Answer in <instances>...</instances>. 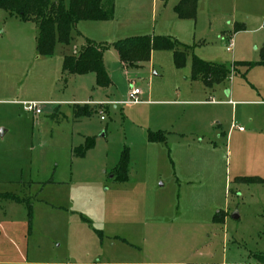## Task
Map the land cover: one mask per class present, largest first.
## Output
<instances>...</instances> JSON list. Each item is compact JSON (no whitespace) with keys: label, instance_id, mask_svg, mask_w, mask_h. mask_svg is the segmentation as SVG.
Returning a JSON list of instances; mask_svg holds the SVG:
<instances>
[{"label":"rangeland","instance_id":"rangeland-1","mask_svg":"<svg viewBox=\"0 0 264 264\" xmlns=\"http://www.w3.org/2000/svg\"><path fill=\"white\" fill-rule=\"evenodd\" d=\"M173 1L135 0L129 10L119 2L113 22L121 28L110 41L168 36L187 48L184 67H175L169 50L127 67L110 48L111 84L102 89L93 77L73 79L59 67L91 21H79L67 45L56 42L52 55L40 57L34 23L13 21L31 38L8 49L12 21L0 11V35L7 27L0 39V192L19 199H0V264L263 262L264 184L235 177H264V0H198L195 18L182 20ZM237 25L244 30L235 32ZM192 55L230 74L208 88L191 79ZM81 88L111 102L75 119L72 105L57 101ZM133 88L144 102L117 104ZM32 101L40 114L24 109ZM158 130L170 132L166 143L147 140ZM86 137L94 147L73 157ZM124 147L128 180L117 181L110 171ZM217 211L225 212L223 222H213Z\"/></svg>","mask_w":264,"mask_h":264},{"label":"trees","instance_id":"trees-1","mask_svg":"<svg viewBox=\"0 0 264 264\" xmlns=\"http://www.w3.org/2000/svg\"><path fill=\"white\" fill-rule=\"evenodd\" d=\"M103 0H69L66 8L63 0H0V11H6L21 21H32L37 25L36 53L38 56H50L56 42L67 45L76 24L82 20L107 21L112 18V3L108 9L102 6ZM198 0H179L173 11L179 19H194ZM244 27L237 25L234 31H243ZM113 48L124 66H135L150 60L152 51H172L176 68H183L186 61V47L168 36H135L108 43H97L83 38V46L76 55H65L62 61V72L68 75H95V84L107 88L111 84L110 76L103 61V52ZM251 66L252 63L234 62L233 65ZM230 74L223 65L201 60L192 55L191 79H200L208 88L219 84ZM72 115L75 119L89 117L96 105L73 104ZM57 113V112H56ZM149 142H165L166 133L163 131H148ZM94 147V138L86 137L85 142L72 149L73 157H84L88 150ZM129 148L124 147L116 166L110 171L112 178L117 181L128 180ZM239 182L248 184H264V178L246 176L236 178ZM17 199L14 196H9ZM30 215V211L28 213ZM224 214L217 211L213 222H223ZM264 262V256H258ZM185 264H217V263H185Z\"/></svg>","mask_w":264,"mask_h":264},{"label":"crops","instance_id":"crops-1","mask_svg":"<svg viewBox=\"0 0 264 264\" xmlns=\"http://www.w3.org/2000/svg\"><path fill=\"white\" fill-rule=\"evenodd\" d=\"M123 0H119V2H122ZM127 5V10H129V8L133 7L135 5V0H124ZM137 1V0H136ZM179 0H174L173 1V7L178 3ZM119 2L117 0H103L102 2V6L104 9H108L109 6H110V3H112V7H113V13L114 15L117 13V10H118V4ZM121 5V3H120ZM120 7V6H119ZM154 12V10H153ZM176 15V14H175ZM7 16L6 17L7 19H9L8 21H12V22H7L9 23V27H8V30H7V27H5V25L3 26V29H2V34L0 35V39L3 37V35L5 34V32L9 31V38H8V41L6 42L7 46H8V49L9 50H16L15 48L19 45V46H23L24 45V41L25 39L26 40H30L29 38H31V36L29 37V35H27L25 33V28L23 29L22 26H19L20 24H17L18 22H13V21H19V23H34L32 21H21L19 20L16 16L14 15H10L8 12H7ZM177 17V16H176ZM178 18V17H177ZM179 19V18H178ZM182 20V19H181ZM114 19H113V15H112V18L110 20H107V21H91L92 24H89V25H83L82 28H87L88 31H91L93 30L94 33L90 34V33H87L88 31H84V29L80 28V32H84V34L86 36H83V38H87V39H90V40H93L97 43H102V42H110L112 43L110 40H114L115 38H118V37H115L117 35H115L116 33H118L119 29L121 28V23L117 24L115 22H113ZM78 23V22H77ZM164 23V22H163ZM7 25V24H6ZM35 25V28L37 29V25L36 23H34ZM77 25V24H76ZM15 27H17L18 29H14ZM81 27V26H80ZM134 29L136 28V26H133ZM137 27H140V24H137ZM76 28V27H75ZM7 31H6V30ZM27 29V28H26ZM126 29V28H124ZM33 30V28H32ZM160 32H162V34H168L167 32L163 31V30H166L165 29V26L162 25L160 27ZM30 31H31V28H30ZM78 32V31H77ZM164 32V33H163ZM176 34V33H175ZM176 36V35H175ZM82 38V40H83ZM34 39V47L33 49H35L36 51V37H33L32 35V40ZM17 40V41H16ZM5 44V45H6ZM109 44V43H108ZM83 46V41L79 44V46L77 47H74V49L71 51V52H68L67 54H61L59 56V67L61 69V72H62V61H63V58L65 55H76L80 49L82 48ZM198 47V46H197ZM23 48V47H22ZM31 48H32V45L30 43V45L28 46V49H23L24 51L26 50L29 53H31ZM111 47L107 48L104 52H103V61H104V64H105V67L107 69V65L105 63V53H111L109 51ZM116 52V51H115ZM172 52V51H171ZM154 53H155V50L151 52V56H150V60H149V63H153L154 61ZM116 55H117V58H118V54L116 52ZM42 57V56H40ZM12 59H14V61H20L21 58L19 57H11ZM29 58V56H28ZM119 60V58H118ZM120 62V60H119ZM57 63V62H56ZM121 63V62H120ZM122 64V63H121ZM123 65V64H122ZM57 66V65H56ZM108 71V70H107ZM92 75V76H91ZM71 77H75L73 79H82V78H85V77H93L91 78L92 80L94 79L95 80V75L93 73H89V74H86V75H71ZM97 87V86H96ZM98 88V87H97ZM100 89V87L98 88ZM102 89V88H101ZM94 91H100V90H94ZM86 89L85 88H81L80 90H74L73 91V94H71L66 100L64 101H57V102H64V103H67L69 105H73V104H89V105H96L98 103H110L111 101H107L104 99H97V98H93V96L90 97V95H86ZM34 102V101H32ZM120 102V101H119ZM141 102H144L143 100L141 101L140 100V103ZM227 102V101H226ZM229 102V101H228ZM36 103V102H35ZM139 104V103H137ZM97 106V105H96ZM72 107V106H71ZM220 126V125H219ZM160 131H163L166 133V141H167V135L170 134V132L168 131H165V130H160ZM224 133H222L223 135ZM224 139V138H222ZM165 141V143H166ZM202 140H199L198 143H201ZM214 142V141H213ZM151 143H156V142H151ZM216 144V142H214ZM214 144V145H215ZM213 150L216 149L215 146H213L212 148ZM205 164H210V162H205ZM238 177H242V176H237L235 178H238ZM259 177V176H257ZM260 178H264V177H260ZM12 196V195H10ZM15 197V196H14ZM1 198H10L8 196V194L6 193H2L0 192V199ZM16 198V197H15ZM12 199V198H11ZM16 200L15 202H18L19 199H12V201ZM224 214V218H223V221L225 219V212H223ZM215 215V214H214ZM214 215L212 216V220H213V217ZM25 251L23 250H18V254L20 255V257L22 258H25L24 256L28 255V252H27V249H24ZM91 264H130V263H127V262H122V261H115L113 259L109 260H104L102 261L101 263H91ZM222 264H227V263H222Z\"/></svg>","mask_w":264,"mask_h":264},{"label":"built area","instance_id":"built-area-1","mask_svg":"<svg viewBox=\"0 0 264 264\" xmlns=\"http://www.w3.org/2000/svg\"><path fill=\"white\" fill-rule=\"evenodd\" d=\"M232 43H230L227 47H226V51H231V47H232ZM140 94V90L138 88H133L129 91L126 100L124 101H120L117 102V104L123 105V104H137L140 103V99L138 98V95ZM106 103H98L96 105L98 106H103ZM24 109L27 111H31L35 114H40L41 110L40 108H38L39 105L38 103L35 102H28V103H24ZM99 114L102 115V110L99 111ZM101 120H104V116H100ZM239 130H241V128H239ZM245 264H264V262H251V263H245Z\"/></svg>","mask_w":264,"mask_h":264},{"label":"water","instance_id":"water-1","mask_svg":"<svg viewBox=\"0 0 264 264\" xmlns=\"http://www.w3.org/2000/svg\"><path fill=\"white\" fill-rule=\"evenodd\" d=\"M3 134V132H1V135ZM238 216H237V214H234L233 215V218H237Z\"/></svg>","mask_w":264,"mask_h":264}]
</instances>
